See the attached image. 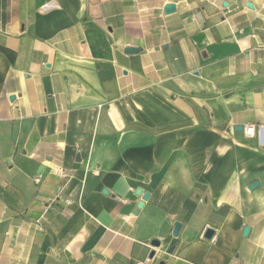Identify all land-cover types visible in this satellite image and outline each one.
Returning a JSON list of instances; mask_svg holds the SVG:
<instances>
[{"label": "crops", "instance_id": "crops-1", "mask_svg": "<svg viewBox=\"0 0 264 264\" xmlns=\"http://www.w3.org/2000/svg\"><path fill=\"white\" fill-rule=\"evenodd\" d=\"M0 264H264V0H0Z\"/></svg>", "mask_w": 264, "mask_h": 264}, {"label": "water", "instance_id": "water-1", "mask_svg": "<svg viewBox=\"0 0 264 264\" xmlns=\"http://www.w3.org/2000/svg\"><path fill=\"white\" fill-rule=\"evenodd\" d=\"M174 4H172V3H168V4H166L165 6H164V12L166 13V14H168V13H171V12H173L174 11ZM139 49H137V48H134V47H126L125 49H124V52L125 53H135V52H137ZM237 129H241L242 127H240V126H238V127H236ZM140 191L138 190L137 191V193H139ZM146 197H147V193H143V195L141 196V201L137 204V208H140L141 206H142V202H143V200H145L146 199ZM135 212H137V209H136V211ZM179 223H175L174 224V227H173V233L174 234H177V232H178V230H179ZM248 231V227H244V229H243V232H244V234L246 233ZM212 234H213V230L212 229H210V228H207L206 230H205V232H204V237L205 238H210L211 236H212Z\"/></svg>", "mask_w": 264, "mask_h": 264}, {"label": "built area", "instance_id": "built-area-1", "mask_svg": "<svg viewBox=\"0 0 264 264\" xmlns=\"http://www.w3.org/2000/svg\"><path fill=\"white\" fill-rule=\"evenodd\" d=\"M243 130H244V133L248 136H251L253 135V126L248 124V125H245L243 127ZM61 175L63 176V174L61 173Z\"/></svg>", "mask_w": 264, "mask_h": 264}]
</instances>
